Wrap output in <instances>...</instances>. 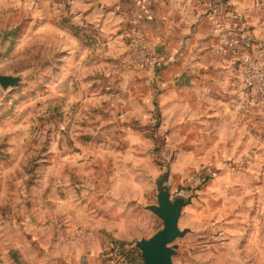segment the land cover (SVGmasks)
Listing matches in <instances>:
<instances>
[{
  "label": "rangeland",
  "instance_id": "374dc122",
  "mask_svg": "<svg viewBox=\"0 0 264 264\" xmlns=\"http://www.w3.org/2000/svg\"><path fill=\"white\" fill-rule=\"evenodd\" d=\"M262 2L260 21L236 8L226 26L246 37L245 120L235 119L230 137L195 128L169 139L158 94L136 88L114 63L103 64L97 46L74 44L52 21V10L74 17L79 0H0V75L23 78L8 90L0 84V264H17L12 249L28 264L56 258V239L70 236L74 221L91 241L104 234L88 264H110L103 255L112 245L144 260L137 242L165 228L151 208L162 191L172 205L183 202L173 264H264ZM130 60L121 59L126 70ZM64 208L67 215L57 214ZM93 212L99 218L82 220ZM38 236L44 244L33 247Z\"/></svg>",
  "mask_w": 264,
  "mask_h": 264
},
{
  "label": "crops",
  "instance_id": "0c3cea01",
  "mask_svg": "<svg viewBox=\"0 0 264 264\" xmlns=\"http://www.w3.org/2000/svg\"><path fill=\"white\" fill-rule=\"evenodd\" d=\"M240 1L79 0L84 8L74 12V17L85 32L97 40V50L99 48L105 54L103 64L114 63L121 74L129 76L136 88L144 83L150 96L158 94L163 125L170 129L169 139L186 137L187 131L195 128L209 132L208 137L222 138L230 137L229 134L237 129L235 119L245 120L238 105L244 78L241 54L246 51L241 41L246 37H236L234 35H239L233 33L236 30L226 27L232 18L229 14L233 16L242 11L260 21V0L255 7L250 0ZM218 7H224L227 13L226 25L221 29L209 21L210 11ZM68 16L74 19L71 14ZM261 19L264 22V18ZM238 32L242 35L241 30ZM262 34L264 36V32ZM134 37H141L164 50L166 65L150 71L134 61L131 48ZM71 38L74 44L79 43L75 36ZM129 58L131 70H126L121 59ZM141 71H145L143 75ZM56 212L67 215L65 208ZM81 216L85 217L82 220H87L99 218V213H81ZM79 224L72 222L70 236L56 239V244L62 247L52 252L56 258L42 255L49 259L45 264H88V250L96 246L94 254L100 252L105 243L104 234L98 241L96 237L91 241V231L80 229ZM103 226L93 224L92 229ZM31 243L37 248L44 244L39 236ZM61 258L69 259V262ZM33 264L37 263L33 261Z\"/></svg>",
  "mask_w": 264,
  "mask_h": 264
},
{
  "label": "water",
  "instance_id": "95a60500",
  "mask_svg": "<svg viewBox=\"0 0 264 264\" xmlns=\"http://www.w3.org/2000/svg\"><path fill=\"white\" fill-rule=\"evenodd\" d=\"M22 79V76L0 75V84L4 90H8L17 87ZM159 199L160 206H151V208L164 219L165 228L150 239H141L137 242V246L142 250V257L146 264H173L177 245L171 246L170 243L176 236H182L185 233L180 230L178 224L183 202L178 201L172 205L168 191H162Z\"/></svg>",
  "mask_w": 264,
  "mask_h": 264
},
{
  "label": "built area",
  "instance_id": "2783aa9c",
  "mask_svg": "<svg viewBox=\"0 0 264 264\" xmlns=\"http://www.w3.org/2000/svg\"><path fill=\"white\" fill-rule=\"evenodd\" d=\"M211 24L215 28H223L227 22V13L224 7L214 8L209 13ZM134 61L143 65L150 71L163 68L167 63V55L160 47L141 37H134L131 41ZM242 108L249 109L247 100L242 103ZM104 258L110 264H146L142 260L134 259L120 247H114L104 252Z\"/></svg>",
  "mask_w": 264,
  "mask_h": 264
},
{
  "label": "trees",
  "instance_id": "16d2710c",
  "mask_svg": "<svg viewBox=\"0 0 264 264\" xmlns=\"http://www.w3.org/2000/svg\"><path fill=\"white\" fill-rule=\"evenodd\" d=\"M51 19L54 22V24H56L60 28L66 29L68 33L78 38L86 48H94L97 46V40L93 38L91 35H89L87 32H85V30L80 25L72 21L67 16H61L57 14L55 10L54 11L52 10ZM88 36H91V39ZM11 255L17 264H28L25 256L22 254V252L19 249H12Z\"/></svg>",
  "mask_w": 264,
  "mask_h": 264
}]
</instances>
